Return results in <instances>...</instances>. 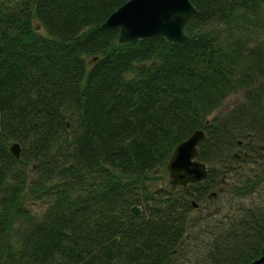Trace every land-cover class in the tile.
I'll return each instance as SVG.
<instances>
[{
    "label": "trees",
    "instance_id": "trees-1",
    "mask_svg": "<svg viewBox=\"0 0 264 264\" xmlns=\"http://www.w3.org/2000/svg\"><path fill=\"white\" fill-rule=\"evenodd\" d=\"M126 1L0 0V264H248L261 255L264 0H190L187 40L120 43L118 28L102 24ZM238 92L240 103L216 113ZM198 129L197 159L217 171L152 186L150 173ZM222 174L234 194L258 191L263 202L193 215ZM37 200L41 212L29 207Z\"/></svg>",
    "mask_w": 264,
    "mask_h": 264
},
{
    "label": "water",
    "instance_id": "water-1",
    "mask_svg": "<svg viewBox=\"0 0 264 264\" xmlns=\"http://www.w3.org/2000/svg\"><path fill=\"white\" fill-rule=\"evenodd\" d=\"M195 12L190 0H128L112 12L102 26L118 28L120 43L157 36L169 42H181L188 39L184 27ZM98 60L99 57L94 56L89 63L93 65ZM204 138V131L198 129L174 148L166 166L170 185L185 187L189 183L202 181L207 174L216 171L215 167L206 166L196 159L197 145ZM7 147L16 159L20 157L18 142H9ZM216 194L212 192L208 198ZM133 211L140 212L137 207H133ZM171 261L169 258L165 264H171ZM248 264H264V246L261 255Z\"/></svg>",
    "mask_w": 264,
    "mask_h": 264
},
{
    "label": "rangeland",
    "instance_id": "rangeland-1",
    "mask_svg": "<svg viewBox=\"0 0 264 264\" xmlns=\"http://www.w3.org/2000/svg\"><path fill=\"white\" fill-rule=\"evenodd\" d=\"M40 33H43V30H39ZM88 60L91 57L87 58ZM243 100V96L241 92L234 93L226 98L223 102L220 109L217 110L216 113L225 114L230 111L234 106L240 103ZM264 153V147L262 149ZM254 167L253 164L247 163L244 169H250ZM28 174L31 180L35 178V170L31 166V164L27 165ZM246 172V171H245ZM244 172V173H245ZM249 171H247L248 173ZM150 175L155 177L152 182V186L160 187L167 186L169 184V173L167 168L158 167L154 172H151ZM223 175H221L222 177ZM157 177V178H156ZM226 185L229 188H226L223 194H219L217 197L211 199V202H207L203 205V207L199 208L197 211H193V215L205 214L206 212L216 211L218 212L217 217L220 214H228L231 215L233 213H237L239 210H245L250 207H255L260 202H263V194L256 192L253 195H242V194H234L231 190V186L233 184L232 176L225 177ZM150 184V187H152ZM261 192H264L260 189ZM46 206V202L44 200H37L33 204H29V207L34 212H41L44 210ZM141 208V207H138Z\"/></svg>",
    "mask_w": 264,
    "mask_h": 264
},
{
    "label": "flooded vegetation",
    "instance_id": "flooded-vegetation-1",
    "mask_svg": "<svg viewBox=\"0 0 264 264\" xmlns=\"http://www.w3.org/2000/svg\"><path fill=\"white\" fill-rule=\"evenodd\" d=\"M238 144L241 145V142L239 141ZM260 147H261V146H260ZM261 149H262V147H261ZM243 154H244V156H246L245 153H243ZM246 157H248V159L250 158L249 156H246Z\"/></svg>",
    "mask_w": 264,
    "mask_h": 264
}]
</instances>
